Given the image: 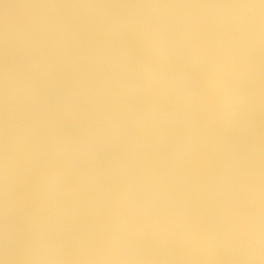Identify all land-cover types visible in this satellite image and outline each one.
Wrapping results in <instances>:
<instances>
[{"label":"snow or ice","instance_id":"1","mask_svg":"<svg viewBox=\"0 0 264 264\" xmlns=\"http://www.w3.org/2000/svg\"><path fill=\"white\" fill-rule=\"evenodd\" d=\"M226 0H23L0 4V65L4 96L0 119L12 161L11 218L20 224L40 200L39 178L49 167L64 171L52 226L71 252L82 238L100 240L121 211L117 195L147 206L148 216L129 213L133 223L166 220L215 236L210 261L185 259L174 231L157 238L149 226L133 244L149 258L125 264H245L229 258L224 238L254 225L259 184V227L264 241V0L259 4V106L255 53L252 74L238 81L248 94L234 126L216 125L202 109L215 98L203 88L196 65L220 58L231 35L227 22L208 10L247 7ZM255 6V5H252ZM165 8L174 14L139 17L151 27L154 46L162 41L170 62L157 63L132 34L137 13ZM176 13H184L178 15ZM119 18L126 22L117 23ZM180 72L173 89L145 92L150 68ZM20 82L28 85L21 91ZM134 87L120 91L121 86ZM199 90V96L188 89ZM26 129L29 147L11 141ZM54 139L80 140L88 155L54 160ZM189 145L181 150L179 145ZM173 256L175 258H163ZM68 264H79L71 261Z\"/></svg>","mask_w":264,"mask_h":264},{"label":"clouds","instance_id":"2","mask_svg":"<svg viewBox=\"0 0 264 264\" xmlns=\"http://www.w3.org/2000/svg\"><path fill=\"white\" fill-rule=\"evenodd\" d=\"M139 3L165 4L171 0H135ZM229 3L249 5L224 10H208L207 14L223 18L231 33L229 39L221 45L218 60L207 63L201 61L196 66L203 72V88L208 95L215 98L211 109L205 106L202 110L220 127L234 126L242 109L248 104V94L238 85V81L252 74L255 53V76L257 81L256 105L259 106V49L261 42L260 9L261 0H226ZM255 5V6H252ZM174 14L165 8H148L140 10L136 23L138 29L132 34L144 45L146 55L156 58L157 63L170 62L171 54L165 51L161 41L158 46L148 39L152 29L139 17L164 16ZM184 15V13H176ZM119 18L116 22H126ZM186 76L180 72H164L153 67L145 73V92L171 90L177 78ZM4 72L0 65V111L4 96ZM15 87L24 91L28 85L20 82ZM134 87L133 84L121 86L120 91ZM191 95L199 96V90L188 89ZM12 147L25 151L29 147V133L21 130L11 141ZM189 145H179L186 150ZM49 154L54 160H71L88 155L87 147L80 140L54 139L49 146ZM13 161L6 150L3 122L0 119V264H68L75 261L79 264H125V262L149 258L133 244V240L143 233L146 224L157 238H163L174 231L182 245L185 259L210 261L217 259L214 251L218 240L192 228L181 227L166 220L150 219L145 223H133L129 213H141L148 216L147 206L133 201L125 194L117 195L115 205L121 210L114 218L111 227L100 240L82 238L75 249L67 251L52 226V217L41 214V207L47 205L53 212L57 206L56 197L63 187L64 171L61 167L45 169L39 178L40 200L36 209L30 211L25 219L17 224L9 209V184ZM254 195L257 205V216L254 225L238 227L225 238L229 258L244 261L245 264H264V241L259 227V184L255 185ZM163 258H175L165 256Z\"/></svg>","mask_w":264,"mask_h":264},{"label":"bare ground","instance_id":"3","mask_svg":"<svg viewBox=\"0 0 264 264\" xmlns=\"http://www.w3.org/2000/svg\"><path fill=\"white\" fill-rule=\"evenodd\" d=\"M18 2H23V0H0V4H3V3H18Z\"/></svg>","mask_w":264,"mask_h":264}]
</instances>
